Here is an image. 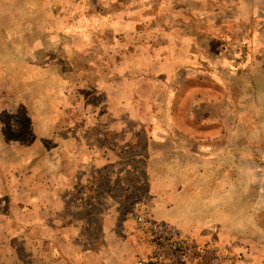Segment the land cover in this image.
I'll use <instances>...</instances> for the list:
<instances>
[{
    "label": "rangeland",
    "instance_id": "374dc122",
    "mask_svg": "<svg viewBox=\"0 0 264 264\" xmlns=\"http://www.w3.org/2000/svg\"><path fill=\"white\" fill-rule=\"evenodd\" d=\"M182 189L264 264V0H0V264H139Z\"/></svg>",
    "mask_w": 264,
    "mask_h": 264
},
{
    "label": "built area",
    "instance_id": "2783aa9c",
    "mask_svg": "<svg viewBox=\"0 0 264 264\" xmlns=\"http://www.w3.org/2000/svg\"><path fill=\"white\" fill-rule=\"evenodd\" d=\"M130 218L143 226L145 244L153 252L146 255L148 258H141L139 264L164 260L166 249L179 254L186 263L223 264L225 260L212 242L199 241L193 234L180 233L163 222L149 221L145 214L135 217L130 214Z\"/></svg>",
    "mask_w": 264,
    "mask_h": 264
},
{
    "label": "crops",
    "instance_id": "0c3cea01",
    "mask_svg": "<svg viewBox=\"0 0 264 264\" xmlns=\"http://www.w3.org/2000/svg\"><path fill=\"white\" fill-rule=\"evenodd\" d=\"M163 197L162 199H160L158 202H156L158 204V207H161V210L156 209V214L155 217H160L162 215V211L165 210L164 212H167L166 214L169 216L170 220L174 227H176V229H182L185 230L187 228H191L192 232L194 233V235L203 241L206 240H210L212 239L211 236L212 234H214L211 231V227L212 224H215L216 222H207L206 221V215L202 216L201 214H199L198 217H196L195 219L190 218L191 215H189V209L191 210L193 204L195 203L194 201H189V194L186 192V190L182 189L180 191L176 190L175 192H173L170 196H165L164 194H162ZM199 201L196 202V204ZM221 204H216V208L215 210L218 212H223V208L222 207V202H219ZM165 204H167L166 206H164ZM172 204H174L172 206ZM191 206V208H190ZM211 208V205L209 206H204V207H199L197 209L200 210L201 212H204L206 214L207 211H209ZM186 218H188V220H186ZM194 218V217H193ZM123 254H121V256L119 257V263L118 264H131L133 263L131 258L129 257H122ZM156 263V262H155Z\"/></svg>",
    "mask_w": 264,
    "mask_h": 264
},
{
    "label": "trees",
    "instance_id": "16d2710c",
    "mask_svg": "<svg viewBox=\"0 0 264 264\" xmlns=\"http://www.w3.org/2000/svg\"><path fill=\"white\" fill-rule=\"evenodd\" d=\"M148 264H156L155 262L149 261Z\"/></svg>",
    "mask_w": 264,
    "mask_h": 264
}]
</instances>
